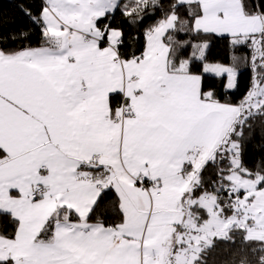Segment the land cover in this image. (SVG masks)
<instances>
[{
	"label": "snow or ice",
	"instance_id": "obj_1",
	"mask_svg": "<svg viewBox=\"0 0 264 264\" xmlns=\"http://www.w3.org/2000/svg\"><path fill=\"white\" fill-rule=\"evenodd\" d=\"M20 8L40 38L0 37V219L13 226L0 264H264V157L243 161L246 132L264 129V0ZM150 8L162 15L122 51L111 18L136 24ZM213 38L229 64L209 60ZM241 62L238 101L206 90V77L236 89ZM108 193L111 220L97 211Z\"/></svg>",
	"mask_w": 264,
	"mask_h": 264
},
{
	"label": "trees",
	"instance_id": "obj_2",
	"mask_svg": "<svg viewBox=\"0 0 264 264\" xmlns=\"http://www.w3.org/2000/svg\"><path fill=\"white\" fill-rule=\"evenodd\" d=\"M127 2V0H124ZM164 6H167L168 0H162ZM41 5V0H0V37L5 38V47H21V46H37L39 43L40 33L38 26L34 25L28 16L21 11L20 6L31 9L34 15L38 14ZM142 21L129 25L127 21L117 11L111 23L113 27L120 26L124 29L125 46L122 51H132L139 47V44L134 40H130L129 37H135L136 40L142 44V33L146 27L154 23V21L162 15L159 9L153 10L150 8L143 14ZM105 21H101L104 23ZM21 32L27 33L26 37H21ZM180 39H188L189 37L183 33L178 34ZM131 45V47H129ZM233 55V51L229 49L226 42L213 38L210 42V48L208 51V58L213 62H220L229 64L230 58ZM235 55L244 56L245 51L243 49H237ZM238 86L236 89L225 91L222 87L219 78L205 79V85L211 84L217 93V98L223 101H238L244 93L247 91L249 80L251 77L250 69L241 62L238 65ZM254 131L251 133L246 132L247 142L244 144L243 161L246 166L254 167L262 157H264V129L261 128L259 120L253 122ZM214 170L211 165L207 167L204 172V177L208 180L213 177ZM112 199V194L108 193L103 201L101 207L97 210L102 219L111 220L113 218V212L109 202ZM95 219V216L93 217ZM13 226L6 220L0 219V230L12 231Z\"/></svg>",
	"mask_w": 264,
	"mask_h": 264
}]
</instances>
